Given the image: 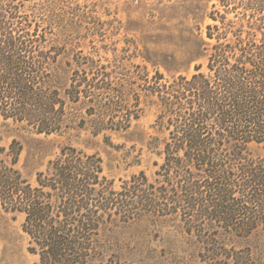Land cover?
Here are the masks:
<instances>
[{"label":"trees","instance_id":"trees-1","mask_svg":"<svg viewBox=\"0 0 264 264\" xmlns=\"http://www.w3.org/2000/svg\"><path fill=\"white\" fill-rule=\"evenodd\" d=\"M15 1L0 0V118L58 132L66 99L86 98L116 129L129 127L138 97L126 99L93 61L78 60L64 84L61 52ZM219 6L207 14L204 68L139 77L158 100L155 125L166 131L154 180L141 170L116 188L97 153L68 145L32 182L17 167L21 142L0 145V206L23 215L32 264H119L102 227L146 214L178 217L203 244L196 264H239L217 238L264 228V157L249 151L264 143V0Z\"/></svg>","mask_w":264,"mask_h":264},{"label":"rangeland","instance_id":"rangeland-1","mask_svg":"<svg viewBox=\"0 0 264 264\" xmlns=\"http://www.w3.org/2000/svg\"><path fill=\"white\" fill-rule=\"evenodd\" d=\"M15 3L39 32L46 31L47 44L61 52L57 62L64 84L78 60L93 61L98 67H107L111 85L120 87L126 99H139V117L126 129H116L101 115V106L86 98L75 102L66 99V125L58 132H36L12 119L0 118V145L7 146L13 139L22 144L17 162L21 173L33 182L61 148L72 145L97 153L116 188L122 179L141 170L154 180L153 163L161 161L166 131L155 125L158 100L139 85V77L161 72L171 78L191 74L196 64L204 68L205 25L210 22L207 14L213 3L220 7L219 0ZM249 151L264 157V143L251 144ZM22 222V214L13 215L0 206V264H32L37 259L27 250L28 236ZM101 236L119 264H196L203 249L198 238L186 232L174 216L146 214L133 221L116 219L102 227ZM217 239L222 251L233 253L239 264H264V228L247 236L226 233Z\"/></svg>","mask_w":264,"mask_h":264}]
</instances>
